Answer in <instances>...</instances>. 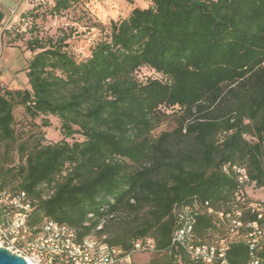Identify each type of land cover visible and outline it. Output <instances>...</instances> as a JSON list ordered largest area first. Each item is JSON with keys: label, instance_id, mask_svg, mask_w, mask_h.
I'll return each mask as SVG.
<instances>
[{"label": "trees", "instance_id": "1", "mask_svg": "<svg viewBox=\"0 0 264 264\" xmlns=\"http://www.w3.org/2000/svg\"><path fill=\"white\" fill-rule=\"evenodd\" d=\"M74 1L54 0L51 11ZM149 1L112 21L82 59L61 38L25 41L29 88L0 82V195L25 193L31 234L49 219L125 251L151 238L146 264H205L171 243L177 206H202L193 225L202 242L229 237L218 213L240 210L239 235L254 221L263 234L252 255L231 237L228 263L264 261V222L223 170L237 164L248 187L264 186V0ZM17 38L3 31L7 45ZM17 106L42 127L58 118L61 138L19 139Z\"/></svg>", "mask_w": 264, "mask_h": 264}, {"label": "built area", "instance_id": "2", "mask_svg": "<svg viewBox=\"0 0 264 264\" xmlns=\"http://www.w3.org/2000/svg\"><path fill=\"white\" fill-rule=\"evenodd\" d=\"M223 170L234 175L238 182L236 196L241 203H245L258 220L264 222V205L259 200H248L247 191L249 177L247 170L237 164H226ZM9 205L15 209L14 217L9 222L0 223V246L10 252L23 257L28 264H131V257L135 252H153L155 245L151 238H139L133 241L131 249L125 251L120 247L109 245L104 238L88 234L81 239L77 237L74 227L59 224L47 219L41 230L31 234L26 226V218L31 209L25 193L13 195L8 199ZM207 212L212 208L205 202ZM202 206L194 202L190 205H179L174 209L176 225L171 235V243L181 246L189 257L201 260L205 264H229L226 252L229 239L233 236L242 237L249 246L250 254L258 248V239L263 231L257 221L247 223L252 231L239 235L238 229L245 226L240 220L241 211L218 213L226 220L229 237H219L210 242H202L196 238L193 225ZM6 222V223H5ZM251 264H264V261L253 258Z\"/></svg>", "mask_w": 264, "mask_h": 264}, {"label": "rangeland", "instance_id": "3", "mask_svg": "<svg viewBox=\"0 0 264 264\" xmlns=\"http://www.w3.org/2000/svg\"><path fill=\"white\" fill-rule=\"evenodd\" d=\"M28 2L29 12L19 16L9 25L11 35H19V45L8 46L0 41V82L9 88H29L26 67L31 53L25 49L27 39H64L66 48L77 59H82L88 55L89 47L93 43L109 35L112 21L125 17L133 6L146 7L150 3L149 0H77L69 9L53 13L51 8L54 0ZM6 14L8 21L15 18V15L10 16L9 12ZM14 113L19 139H25L33 133L42 135L45 142H54L61 138L58 118L48 116L49 127H42L41 116L30 118L21 106H17ZM172 124V120L168 119L154 133L170 128ZM74 138L82 139L79 135ZM248 193L252 198L264 201V186L250 185ZM8 199L7 193L0 195V223L9 222L14 217L15 209L9 205ZM104 237L103 235L101 238ZM152 257L147 252H135L131 257V264H146Z\"/></svg>", "mask_w": 264, "mask_h": 264}, {"label": "crops", "instance_id": "4", "mask_svg": "<svg viewBox=\"0 0 264 264\" xmlns=\"http://www.w3.org/2000/svg\"><path fill=\"white\" fill-rule=\"evenodd\" d=\"M28 6V0H0V41L2 43H5L3 39V31L11 24V22H14L19 17L20 13L27 9ZM6 12H9L10 16L15 15V18L8 21L9 18Z\"/></svg>", "mask_w": 264, "mask_h": 264}, {"label": "water", "instance_id": "5", "mask_svg": "<svg viewBox=\"0 0 264 264\" xmlns=\"http://www.w3.org/2000/svg\"><path fill=\"white\" fill-rule=\"evenodd\" d=\"M0 264H28L26 260L0 246Z\"/></svg>", "mask_w": 264, "mask_h": 264}]
</instances>
